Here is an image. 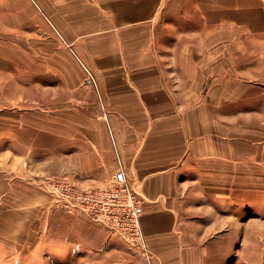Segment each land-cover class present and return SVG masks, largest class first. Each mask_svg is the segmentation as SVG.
I'll return each mask as SVG.
<instances>
[{
    "label": "crops",
    "instance_id": "0c3cea01",
    "mask_svg": "<svg viewBox=\"0 0 264 264\" xmlns=\"http://www.w3.org/2000/svg\"><path fill=\"white\" fill-rule=\"evenodd\" d=\"M183 19L192 26L177 25ZM196 30L221 38L187 39ZM0 31H30L38 41L58 33L57 53L69 55L65 46L71 47L98 80L106 120L94 115L96 103L86 102L84 92L72 97L71 88L81 91L78 82L67 81L66 73L44 72L47 91L60 90L58 96L66 97L63 110L78 113L74 124L84 129L78 137L52 133L48 159L53 164L62 159L58 168L76 184L106 185L115 167L109 125L128 177L143 200L141 229L149 260L85 214L72 211L65 215L64 229L53 230L62 233V238L54 237L52 247L63 251V260L231 264L234 239L242 242L235 254L241 257L246 251L243 240L264 238V219L258 218L264 211L263 125H255L261 132L252 136L243 131L233 139L213 134L219 126L211 115L215 104L199 101L204 81H212V97L237 95L242 105L253 96L255 112L264 113V0H0ZM225 33H237L238 38L227 39ZM30 85L44 86L38 80ZM184 93L198 102L191 98L188 106L178 103L175 95ZM220 107L217 112L231 110ZM241 109L237 112H248ZM66 121L49 122L66 127ZM250 208L256 211L248 231L236 213ZM46 231L52 232L49 227ZM254 245L251 250L258 255L261 244ZM52 253L50 261L61 258Z\"/></svg>",
    "mask_w": 264,
    "mask_h": 264
},
{
    "label": "rangeland",
    "instance_id": "374dc122",
    "mask_svg": "<svg viewBox=\"0 0 264 264\" xmlns=\"http://www.w3.org/2000/svg\"><path fill=\"white\" fill-rule=\"evenodd\" d=\"M190 22L183 19L177 22V25L182 23L186 28H190L192 26ZM196 31L191 32L187 39L202 41V39L221 38L218 33L206 36L207 33ZM56 36L61 40V36L55 32L54 39L38 41L30 31H0V264H78L76 258L75 261L70 257L66 261L63 260L61 254L63 251L52 247V244L57 243L54 237L62 238L60 237L62 233L57 234L53 230L61 232L64 229L63 220L66 219L67 212L71 211V213L85 214L89 220L102 225L110 235L121 239L134 254L146 260L138 247L128 244L113 227L107 228L108 223L102 224L92 218L95 205L101 207L109 205L110 208H114L110 203H106L104 196L115 203L117 200H124L123 194H129L141 206L143 205V200L133 188L115 144L114 129L107 125L106 130L113 147L115 167L109 182L104 186L86 188L74 183L63 174L62 168H58L62 159L55 160L53 164V160L47 157V145L48 142L52 143V133L78 137L84 129L74 124L78 123V113L68 109L63 110L62 101L66 97L58 96L57 92L60 90H55V94L47 91L44 72L48 71L52 76L66 73L67 81L78 82L81 87V91L71 88L72 97L84 92L83 98H86V102L96 103L94 115L104 120L108 116L105 105L99 100L98 94L101 95V92L94 72L85 65L71 47L65 46L69 55L58 54L57 48L60 41ZM225 37L237 39L238 34L225 33ZM215 40L213 41L216 42ZM236 50L239 49H233V51ZM218 56L221 57L219 54ZM37 76L39 79L36 78ZM34 80H38L44 86H31ZM211 82L204 81L205 90L200 93L202 97L199 101L215 104L216 112L211 115L219 126H215L213 134L228 136L230 139L238 137L239 131L250 136L255 132L260 134L261 131L255 128V125L260 127L263 125L264 128V113L255 112L258 109L255 108L254 97L251 96L248 103L243 101L242 105L237 103V95H220L214 98L209 88ZM215 83L212 90L216 89L218 81ZM209 97L213 99L209 100ZM175 98L184 106L189 105L187 100L191 98L193 103L198 102L195 99L197 97H191L185 93L175 95ZM230 100L235 102L229 103ZM70 103H73L72 106L77 104L73 98ZM220 106L231 108V110L224 113L217 112L221 109ZM262 106L264 107V100ZM240 108L247 109L248 112L244 110L238 113L237 109ZM199 115L204 117L206 113L201 112ZM57 119L68 120L66 127L63 124L53 127L49 121H57ZM69 120L74 121L73 124H70ZM239 120L242 123L241 128ZM246 136L249 138L248 135ZM76 143V141L72 142V147L76 146ZM72 163L77 164L78 159L72 158ZM125 210L120 213L125 215L123 230L130 231L132 209L125 206ZM254 211H256L254 208H250L244 213H236L243 217H240L241 227L248 226V231L255 221L252 213ZM142 214L143 208L134 230H138L139 227L142 239L149 250L141 229ZM258 218L264 219V211ZM48 227L52 230L51 234L46 231ZM262 227L264 228V223ZM38 237H40L39 240H37ZM243 243L246 251L241 257H237L238 250H242L240 249L242 242L238 238L234 239L230 263L264 264V238L259 241L246 238ZM256 243L261 244L262 248L258 255L251 250ZM50 253L52 257L53 254H60L61 258L54 256L50 261L48 258ZM238 258H241L240 263L235 262Z\"/></svg>",
    "mask_w": 264,
    "mask_h": 264
},
{
    "label": "built area",
    "instance_id": "2783aa9c",
    "mask_svg": "<svg viewBox=\"0 0 264 264\" xmlns=\"http://www.w3.org/2000/svg\"><path fill=\"white\" fill-rule=\"evenodd\" d=\"M124 200H117L115 203L111 202L107 197L104 198L107 200L106 203H110L114 208H110L109 205L101 207L100 205H95V213L92 218L102 224L108 223L109 227L114 228L123 239L127 241L128 244L134 247H138L141 251L143 258L147 260L150 259L149 250H147L144 239L140 234L139 227L138 230L134 228L138 225V218L142 212V206L136 201V199L131 195H124ZM125 206H129L132 209L130 225L132 229L130 231H124L125 227V215L120 214L125 210ZM115 210V211H114ZM116 212V213H115Z\"/></svg>",
    "mask_w": 264,
    "mask_h": 264
}]
</instances>
